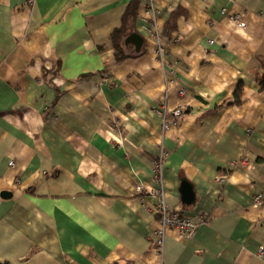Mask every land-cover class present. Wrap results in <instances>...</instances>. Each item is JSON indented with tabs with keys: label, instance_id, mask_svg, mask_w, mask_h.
Masks as SVG:
<instances>
[{
	"label": "crops",
	"instance_id": "obj_1",
	"mask_svg": "<svg viewBox=\"0 0 264 264\" xmlns=\"http://www.w3.org/2000/svg\"><path fill=\"white\" fill-rule=\"evenodd\" d=\"M263 72L264 0H0V264H264ZM161 149L169 211L208 221L159 252Z\"/></svg>",
	"mask_w": 264,
	"mask_h": 264
},
{
	"label": "built area",
	"instance_id": "obj_2",
	"mask_svg": "<svg viewBox=\"0 0 264 264\" xmlns=\"http://www.w3.org/2000/svg\"><path fill=\"white\" fill-rule=\"evenodd\" d=\"M152 18L156 14V9L153 6H150L146 12ZM243 26L242 23H240ZM150 32L154 40L157 41V54L159 56L163 55V47L161 44V38L159 35L156 26L150 28ZM212 43V42H211ZM182 94V92H181ZM156 114L162 120V129L168 130L172 126H177L181 117V112L176 109L174 111H168L165 106H161L155 110ZM166 157V151L161 149L158 156L153 160V182L156 185L153 188H145L144 186H138L136 188L137 193L139 194V199L142 204H145L147 199L153 200L155 203L154 212L157 215V227L152 230L150 238L153 241L154 247L157 251H161L163 248V241L166 232L169 230L175 231L183 239H191L194 237L199 226L205 224L208 221V218L203 214L191 215L185 212H170L166 202H165V192L163 189V178L162 170L163 164ZM241 165H247L245 159L239 162ZM12 166V162H10ZM238 163L231 164V167H236ZM223 180V178L221 179ZM254 206L264 208V199L258 195L254 197ZM259 254L262 255V250L259 251Z\"/></svg>",
	"mask_w": 264,
	"mask_h": 264
},
{
	"label": "trees",
	"instance_id": "obj_3",
	"mask_svg": "<svg viewBox=\"0 0 264 264\" xmlns=\"http://www.w3.org/2000/svg\"><path fill=\"white\" fill-rule=\"evenodd\" d=\"M137 5H138L137 1H133L129 4V6L127 7V9L125 10V12L122 16L121 28L117 29L113 32L112 40H113L115 48L118 47L116 44L117 43L116 40L118 38V35L120 33H122L124 30L132 28V25L134 24V21H135L136 16H137V14H136ZM122 58L117 57V60H121ZM257 84L259 86V89L262 92H264V72L257 76ZM241 91H242V87L239 84V86L236 88V90L234 92V98H235L236 104H238L240 102ZM257 161L258 162H264V159L263 158H257Z\"/></svg>",
	"mask_w": 264,
	"mask_h": 264
},
{
	"label": "water",
	"instance_id": "obj_4",
	"mask_svg": "<svg viewBox=\"0 0 264 264\" xmlns=\"http://www.w3.org/2000/svg\"><path fill=\"white\" fill-rule=\"evenodd\" d=\"M139 39V36L137 34L131 35L130 39ZM141 41V39H139ZM179 192L181 194V201L185 205H191L194 202V192L192 189V186L189 182H187L184 179H181L180 181V187ZM12 194L10 192H3L1 194L2 198H10Z\"/></svg>",
	"mask_w": 264,
	"mask_h": 264
}]
</instances>
